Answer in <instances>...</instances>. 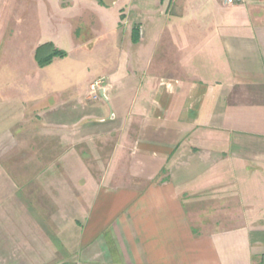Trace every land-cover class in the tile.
Instances as JSON below:
<instances>
[{"label":"crops","instance_id":"1","mask_svg":"<svg viewBox=\"0 0 264 264\" xmlns=\"http://www.w3.org/2000/svg\"><path fill=\"white\" fill-rule=\"evenodd\" d=\"M58 1L61 9L80 8L82 16L118 11L117 25L105 28L95 48L103 55L94 65L106 78L101 103L83 112L96 119L93 127L116 130L118 143L98 174L76 169L59 175L57 184L68 194L69 235H52L57 245L50 260H29L27 250L13 253L5 233L0 264L61 258L62 264H261L264 0L234 6L218 0ZM198 7H208L211 19L204 22L195 12L199 19L187 29L184 19ZM70 34L74 51L82 50ZM47 39L33 47V57L47 42L61 49L58 32ZM189 51L192 61L184 58ZM64 113L60 108L58 136L78 128L70 108L67 123ZM77 156L72 150L62 159Z\"/></svg>","mask_w":264,"mask_h":264},{"label":"rangeland","instance_id":"2","mask_svg":"<svg viewBox=\"0 0 264 264\" xmlns=\"http://www.w3.org/2000/svg\"><path fill=\"white\" fill-rule=\"evenodd\" d=\"M195 12L204 22L211 19L208 7L191 8L184 19L187 29H193L198 18ZM80 13L77 7L61 9L58 0H0V234L11 236L13 253L27 250L29 260L34 256L40 262L49 261L50 247L57 245L52 235L65 240L69 235L68 194L57 184L63 177L59 175L76 169L98 174L108 168L118 143L116 130L95 128L96 119L83 118L86 109H96L101 103V96L93 99L90 92L97 80H104L102 87L106 84L105 76L94 65L103 55L101 48H95L105 28L111 31L117 25L118 11L103 10L99 18ZM124 27L120 23L121 42ZM71 31L82 50L74 51ZM56 32L61 50L69 51L70 56L56 58L50 66L40 68L33 47ZM84 53H88L86 59ZM194 55L189 51L184 58L192 61ZM74 96H80V104L67 107ZM60 108L65 112L64 122L71 120L80 128L69 130V136L57 135ZM69 108L73 115L68 120ZM72 150L79 155L74 157L77 161L62 159ZM61 220L65 224L57 225Z\"/></svg>","mask_w":264,"mask_h":264},{"label":"trees","instance_id":"3","mask_svg":"<svg viewBox=\"0 0 264 264\" xmlns=\"http://www.w3.org/2000/svg\"><path fill=\"white\" fill-rule=\"evenodd\" d=\"M67 52L57 48L52 42L44 43L37 47L34 58L40 68H44L51 64L55 58H65ZM261 264H264V256Z\"/></svg>","mask_w":264,"mask_h":264},{"label":"built area","instance_id":"4","mask_svg":"<svg viewBox=\"0 0 264 264\" xmlns=\"http://www.w3.org/2000/svg\"><path fill=\"white\" fill-rule=\"evenodd\" d=\"M220 3H222L223 5L226 6H234V5H240V4H244L248 1L251 0H218ZM104 80H97L96 82H94L91 87H90V92L92 94V98L93 99H98L100 96V92L102 90V86H103Z\"/></svg>","mask_w":264,"mask_h":264}]
</instances>
